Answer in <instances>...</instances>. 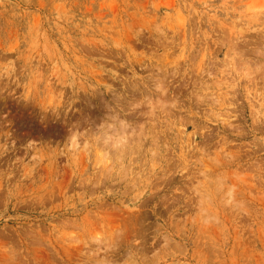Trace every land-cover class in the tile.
Wrapping results in <instances>:
<instances>
[{
    "label": "rangeland",
    "instance_id": "obj_1",
    "mask_svg": "<svg viewBox=\"0 0 264 264\" xmlns=\"http://www.w3.org/2000/svg\"><path fill=\"white\" fill-rule=\"evenodd\" d=\"M0 264H264V0H0Z\"/></svg>",
    "mask_w": 264,
    "mask_h": 264
},
{
    "label": "clouds",
    "instance_id": "obj_2",
    "mask_svg": "<svg viewBox=\"0 0 264 264\" xmlns=\"http://www.w3.org/2000/svg\"><path fill=\"white\" fill-rule=\"evenodd\" d=\"M136 135L132 125L126 119H123L118 114H113L109 121L101 126L98 139L110 148L111 151L117 153H124L127 151L130 141ZM75 140H79V136L75 133L72 134ZM229 195L235 198V188L232 187ZM231 203V200L229 201ZM210 220H206L205 223H210Z\"/></svg>",
    "mask_w": 264,
    "mask_h": 264
}]
</instances>
